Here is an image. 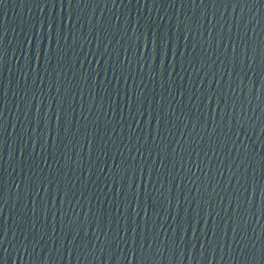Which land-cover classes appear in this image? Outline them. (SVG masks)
<instances>
[{
	"label": "water",
	"instance_id": "water-1",
	"mask_svg": "<svg viewBox=\"0 0 264 264\" xmlns=\"http://www.w3.org/2000/svg\"><path fill=\"white\" fill-rule=\"evenodd\" d=\"M0 264H264V0H0Z\"/></svg>",
	"mask_w": 264,
	"mask_h": 264
}]
</instances>
